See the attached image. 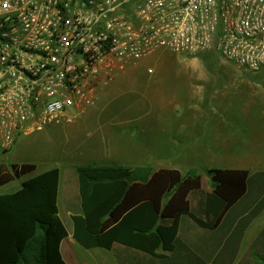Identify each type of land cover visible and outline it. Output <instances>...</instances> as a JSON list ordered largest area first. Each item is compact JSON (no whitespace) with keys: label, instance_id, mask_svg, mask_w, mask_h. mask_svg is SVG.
I'll return each mask as SVG.
<instances>
[{"label":"built area","instance_id":"built-area-1","mask_svg":"<svg viewBox=\"0 0 264 264\" xmlns=\"http://www.w3.org/2000/svg\"><path fill=\"white\" fill-rule=\"evenodd\" d=\"M158 50L263 70L264 0H0V150L70 122L116 64Z\"/></svg>","mask_w":264,"mask_h":264},{"label":"rangeland","instance_id":"rangeland-1","mask_svg":"<svg viewBox=\"0 0 264 264\" xmlns=\"http://www.w3.org/2000/svg\"><path fill=\"white\" fill-rule=\"evenodd\" d=\"M144 60H147L146 65ZM192 73L248 72L215 52L185 56L158 50L140 62L116 64L110 80L100 84L93 106L72 113L68 123L21 135L8 152L0 150V170H9L11 165L35 167L33 172L0 187V195L17 191L24 181L38 173L58 168L59 186L71 197L69 205H75L67 207L65 200L58 205V194L59 217L70 231L71 216L80 212L78 200H72L78 186L74 171L77 165L135 167L140 165L123 160L130 161L139 155V163L151 165L154 170L197 172L201 175L204 191L210 190L206 171L237 169V165H242L250 172L249 189L254 190L264 174V91L260 92L259 100L256 98L254 104L246 106L242 102L244 93L226 90L220 93L231 98L226 113H211L212 106L205 98L212 96L214 90L208 87L201 93L192 87L186 81L194 76ZM258 73L264 74V69ZM202 97L204 103L200 100ZM196 104L204 109L203 114L190 110ZM127 108H134V111L124 112ZM129 120L135 122L130 125L134 128L122 131L123 126H120ZM101 126L109 128L110 140L115 144L110 153H107L108 147L103 150L98 140ZM219 135L222 140L227 139L225 144L219 142ZM132 145L136 146L134 153ZM75 250L86 252L77 245ZM89 252L86 262L104 260L103 264H112L114 260L105 250ZM72 257L75 260L80 256Z\"/></svg>","mask_w":264,"mask_h":264},{"label":"trees","instance_id":"trees-1","mask_svg":"<svg viewBox=\"0 0 264 264\" xmlns=\"http://www.w3.org/2000/svg\"><path fill=\"white\" fill-rule=\"evenodd\" d=\"M34 169H1L0 187ZM74 171L80 212L71 216L72 238L85 250L111 252L115 264H182L186 220L213 229L222 220L253 216L264 204V188L250 190L252 178L241 170L206 171L210 192L194 171L183 176L149 166L98 164ZM261 177L256 184L264 187ZM59 183L60 171L52 168L0 195V264H65L60 245L68 234L57 206Z\"/></svg>","mask_w":264,"mask_h":264},{"label":"crops","instance_id":"crops-1","mask_svg":"<svg viewBox=\"0 0 264 264\" xmlns=\"http://www.w3.org/2000/svg\"><path fill=\"white\" fill-rule=\"evenodd\" d=\"M146 62L147 60H144L145 65ZM192 75L194 76L191 77L189 76V78L186 79V81L192 84V87L194 88L196 87L198 90H201V93L208 87L214 90L212 92V96L210 95V97L208 96L207 98H205L207 99L208 104L212 106L210 107L209 110V112L211 113H226V110L228 109V105H230V101H231V98H227L228 97L227 95H223L226 92V90H237L238 92L244 93L245 98H242V102L245 103L246 106H250L254 104L255 102L253 100L256 98L257 100H259L260 92L264 91V74L258 72L192 73ZM219 81H222L223 83L217 84ZM220 93L223 94L220 95ZM202 99H203L202 102L204 103L205 100L204 97H202L200 100ZM200 100L197 99V102L198 101L200 102ZM175 108L177 109L178 107ZM101 109H105V107H102ZM190 110H192L194 113L197 114L204 113V109L197 104L191 106ZM133 111L134 108L131 109L127 108V110H125L124 112L132 113ZM124 122L125 124L120 126V127L123 126V128H120L122 131L125 129L127 130V128H134V126H130L131 124H135V122H133L132 120H129L127 122L124 121ZM97 135H98V140L102 144L104 151H106V147H108L107 149L109 150L107 151V153H110V150L111 151L114 150L113 145L115 144H112L113 142H111L110 140L111 139V137H109L110 131L107 126H101L99 130V134ZM122 137L125 138L124 135ZM218 140L220 143H224V144L227 142V139L224 138L222 140L220 135L218 137ZM135 151H136V146L134 147L133 151L131 149V152L134 153ZM139 157L140 156L138 155L137 158H134L133 160L130 161H127L129 159L125 158V160L123 161L128 164L130 163L132 165L149 166L152 168L153 171H157L154 170L151 165L139 163V159H140ZM237 167H238L237 169H226V170L246 171L248 172V175H250V172L246 168L242 167V165H237ZM170 170H177V169H170ZM188 171L190 172V170ZM188 171L184 174L181 173L180 171L179 172L181 175L185 176L187 175ZM41 173H38L36 175H39ZM195 173L197 174V172ZM197 175L201 177V175L199 174ZM263 188H264L263 186H257L255 187V192L262 193ZM59 189L60 191H59L58 205L60 204V202H62V200H65L67 207H74L75 205L74 206L69 205L68 200H70L71 197L69 195L64 194L60 186ZM205 192H210V190ZM72 198H73L72 200L75 201L78 200L79 202L78 204L80 207L78 186H77V192L73 194ZM194 204L195 202H193V205ZM247 214L249 213L247 212L245 215ZM247 217L248 216H246L245 218L243 217L241 219H238L234 223L230 221L227 222L225 220H222L220 221L218 226L214 227L213 229H200L197 228L191 221L186 220L185 222L186 224H184L185 233L182 238V246L180 249V256L184 260L182 261V264H192V263L193 264H202V263L203 264H264V204L256 212V214H254L253 216L250 215L248 218ZM220 228H223L224 231L227 233L225 235L218 233L217 231H219ZM67 234H68L67 238H65L60 245V252L65 264H103L104 260L98 263L85 261L86 257L88 256L87 252L90 253L89 252L90 250L84 249L86 251L85 252L86 254L81 251L79 252L78 250H75V246L77 244L72 238V223L70 226V231L67 230ZM75 254H79L80 257L74 260L72 256H75ZM92 258L96 259L98 258V256L92 255ZM112 264H115L114 260L112 261Z\"/></svg>","mask_w":264,"mask_h":264}]
</instances>
